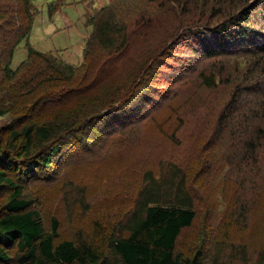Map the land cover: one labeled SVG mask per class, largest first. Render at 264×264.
<instances>
[{"label": "rangeland", "instance_id": "374dc122", "mask_svg": "<svg viewBox=\"0 0 264 264\" xmlns=\"http://www.w3.org/2000/svg\"><path fill=\"white\" fill-rule=\"evenodd\" d=\"M117 1L33 0L38 14L28 38L13 50L9 68L19 67L29 45L80 65L93 32L91 17ZM130 1L131 6L119 3L116 10L124 23L130 20L131 30L124 54L126 68L114 81L121 83L134 66L140 67L146 52L161 67L155 75L147 73L151 81L144 79L132 103L93 124L77 146L56 163L52 160L48 171L39 168L23 176L18 172L15 177L20 182L26 178L24 195L33 200L47 228L52 218L58 220L60 240L99 241L97 224L108 230L131 208L146 171L159 176L178 163L190 169L192 188L202 195L198 192L194 203L195 222L180 235L176 249L187 256L203 251L208 264H213L219 239L226 249L214 264H264V3L242 21L253 32L242 39L231 34L219 40L205 37L201 26L173 35L172 16L179 13L190 22L191 14L177 6L175 14L169 0ZM179 1L183 9H191L196 1L205 3L207 18L201 24H216L221 15L228 18L219 0ZM207 2L217 8L216 17L210 16ZM196 8L202 12L200 5ZM49 9L54 12L51 16ZM208 47L210 54L204 52ZM15 111L16 107L0 116V138L20 128L16 120L20 113ZM14 146L4 151L13 153ZM22 159L25 166L28 159ZM214 163L215 170L205 173ZM249 163L252 171H243L238 191L233 180L240 176V166ZM201 180L207 183L204 189H199ZM203 190L211 195L209 199ZM234 244L244 248L245 257L235 255Z\"/></svg>", "mask_w": 264, "mask_h": 264}, {"label": "trees", "instance_id": "16d2710c", "mask_svg": "<svg viewBox=\"0 0 264 264\" xmlns=\"http://www.w3.org/2000/svg\"><path fill=\"white\" fill-rule=\"evenodd\" d=\"M169 1L175 14V6L184 14H191L190 22L181 19L179 13L178 17L172 16L173 35L201 26L206 30L205 37L208 34L219 40H226L231 34L242 39L253 32L242 21L264 3V0H219L224 13L229 12L228 18L221 15L216 24L204 25L201 23L207 18L202 9L205 3L196 1L191 9H183L179 0ZM130 2L118 0L91 17L89 25L93 26V32L80 65L65 63L54 53L40 52L29 45L26 58L16 70H11L13 50L30 35L38 11L33 0H0V116L16 107L15 112L20 113L16 120L21 123L18 130L0 138V197L5 195L0 199V264H208L203 251L187 256L176 249L180 235L195 222L194 203L200 193L192 188V176L187 173L190 169L178 163L170 164L159 176L146 171L131 208L108 230L97 224L99 241L82 237L60 240L58 220L52 218L47 228L40 211L33 207V200L24 195L26 178L22 177L20 182L15 177L18 172L23 176L39 168L48 171L52 160L56 163L68 149L77 146L93 124L132 103L144 79L151 81L152 76L147 73L155 75L161 67L146 52L142 54L144 59L139 60L140 67L134 66L133 73L121 83L114 81L126 68L124 54L131 30L127 27L130 20L124 23L116 10L119 3L131 6ZM208 4L210 16L216 17L217 8ZM199 5L202 12L198 13ZM48 12L49 16L54 13L52 9ZM159 44L165 46L164 41ZM211 47L204 52L210 54ZM12 145L17 147L15 152L4 151ZM255 150L252 146L253 153ZM22 158L28 159L25 166ZM210 167L205 173H212L215 163ZM252 168V163L240 166V176L233 180L234 189L240 190L243 171L251 172ZM204 180L200 181L199 189L205 188ZM222 184L225 183H218ZM201 192L208 199L211 196L206 190ZM216 243L213 264L226 249L225 242L222 248L221 240ZM232 251L238 256L245 255L244 248L235 244Z\"/></svg>", "mask_w": 264, "mask_h": 264}]
</instances>
